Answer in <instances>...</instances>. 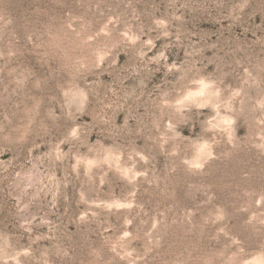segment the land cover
Instances as JSON below:
<instances>
[{
    "label": "rangeland",
    "instance_id": "1",
    "mask_svg": "<svg viewBox=\"0 0 264 264\" xmlns=\"http://www.w3.org/2000/svg\"><path fill=\"white\" fill-rule=\"evenodd\" d=\"M0 264H264V0H0Z\"/></svg>",
    "mask_w": 264,
    "mask_h": 264
}]
</instances>
